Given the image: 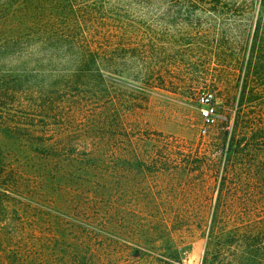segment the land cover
Segmentation results:
<instances>
[{"label":"trees","instance_id":"obj_1","mask_svg":"<svg viewBox=\"0 0 264 264\" xmlns=\"http://www.w3.org/2000/svg\"><path fill=\"white\" fill-rule=\"evenodd\" d=\"M181 11L242 36L196 45L217 63H184L233 69L216 143L129 122L146 91L177 89L176 57L204 36L176 28ZM174 193L213 213L140 214ZM176 236L206 240L202 264H264V0H0V264H182Z\"/></svg>","mask_w":264,"mask_h":264},{"label":"rangeland","instance_id":"obj_2","mask_svg":"<svg viewBox=\"0 0 264 264\" xmlns=\"http://www.w3.org/2000/svg\"><path fill=\"white\" fill-rule=\"evenodd\" d=\"M162 18L166 22L170 21L171 19V17L166 14L162 15ZM224 18V15H219L217 13H208L204 11H195L194 13L189 15H187L184 11H181L178 15L173 17V20H176L177 22L176 28L178 30L180 29L179 31H181V29H183L184 31L186 29H189V26L185 24L186 22L196 23L195 25H200V27L203 29V32H201V34H204V36L196 38V43L194 44V47H192L191 52H188V54H185L184 56L176 57L178 60L176 65L178 66L176 68H171L170 73L179 84L177 89L171 91L158 89L146 91V110L140 113L141 115L133 116L132 114L129 117L130 123H141V127H149L152 130L162 132L164 134H173L176 136H180L190 141H199L200 139H203L202 143H216L218 142L220 131L222 129H226V127L231 129L234 113H231V110L228 106L227 90L225 89L223 80L227 78L228 73L233 72V69H231V67H228L224 70H221L213 68V66H208L209 69L201 70L199 69V67L195 66L192 68L188 67L189 70H187V68L184 66V63L199 60L207 61L209 63H217V57L215 56V53L217 51L210 49V47L208 46L202 45L205 51L211 52L202 53L200 51H197L198 46L196 45L205 44L216 46L219 42H224L228 43L227 45L236 46V44H239V42L241 43V33L239 31L229 32L228 28L222 25V23L224 22ZM194 33L196 32L194 31ZM166 34L167 36H165L164 44L167 49L168 47L170 48L172 46L173 40L177 41L180 37L172 35L171 38L168 35L169 32H166ZM236 58V51L232 50L225 52V63H235ZM181 60H184V62H182ZM178 68L183 69V71L179 72ZM201 78L206 81L207 85L209 86L206 87L203 85L202 87L198 88ZM218 79L223 80L221 81ZM213 83L217 85V90L210 88V85H212ZM205 93L213 94L217 111L222 118L214 126H212L205 135H203L201 133L202 119L200 113L202 106L199 103V100ZM154 145L155 143L153 141L149 142V149ZM173 176L176 178L183 177L180 174ZM194 176H198V174L196 173L194 174ZM175 196L176 193H174L173 196L171 195L169 197H160V202L163 203V205H161L160 211H143L140 214L145 216L157 215L159 217H192L210 216L213 213L212 211H203L202 209H181L180 202L177 198H175ZM16 208H18V206H16ZM11 209H13V207H11ZM136 213H138V211ZM231 213L241 214L240 211H232ZM258 213L259 210H243V214L256 215ZM175 241L176 243L174 245H179L180 248H185L188 246L190 247V245H192L191 250H187L184 252L182 264H202L206 240L197 239L195 241H190L188 239H179L176 236Z\"/></svg>","mask_w":264,"mask_h":264},{"label":"built area","instance_id":"obj_3","mask_svg":"<svg viewBox=\"0 0 264 264\" xmlns=\"http://www.w3.org/2000/svg\"><path fill=\"white\" fill-rule=\"evenodd\" d=\"M215 99L212 93H205L199 100L202 108L200 110L202 119L201 133L205 135L222 117L217 111Z\"/></svg>","mask_w":264,"mask_h":264}]
</instances>
